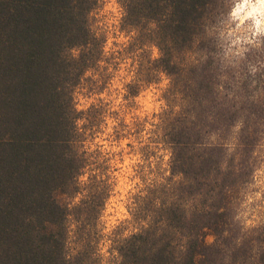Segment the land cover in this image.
I'll return each mask as SVG.
<instances>
[{
    "label": "trees",
    "instance_id": "trees-1",
    "mask_svg": "<svg viewBox=\"0 0 264 264\" xmlns=\"http://www.w3.org/2000/svg\"><path fill=\"white\" fill-rule=\"evenodd\" d=\"M101 2L0 0V264H244L230 193L264 151V47L225 49L234 0H119L129 40L108 51ZM124 62L126 106L165 77L163 109L127 121L102 97L80 108L86 83L100 95ZM108 117L143 161L110 233L115 153L94 142ZM162 150L168 168L149 177Z\"/></svg>",
    "mask_w": 264,
    "mask_h": 264
},
{
    "label": "rangeland",
    "instance_id": "rangeland-1",
    "mask_svg": "<svg viewBox=\"0 0 264 264\" xmlns=\"http://www.w3.org/2000/svg\"><path fill=\"white\" fill-rule=\"evenodd\" d=\"M260 0H234L228 25L223 31L224 47L227 52L242 55L251 48L264 47V12L260 10ZM123 8L119 0H102L99 9L93 15V26L99 32L107 36L106 50L116 48V44L129 40L126 32L121 30ZM154 56L158 50L152 47ZM264 54V53H263ZM130 59L127 60L129 64ZM127 63H122L121 70L115 73L112 83L100 95H90L88 90L91 81H88L85 89L79 93L80 108H86L98 97H102L110 103L111 110L125 112L127 121L132 116L151 117L160 112L165 101L162 98L163 89L168 83L164 77L159 84H153L143 90L133 101L132 107H127L125 99L124 82L130 78L127 75ZM115 121L108 117V126L99 133L95 143L103 144L104 148L112 153V164L115 168L116 187L114 194L108 201L101 218V227L104 232L110 233L130 217L129 202L132 193L136 192L141 184V178L136 176V168L142 159L139 154L131 152L127 146L129 139L121 142L112 141L108 134L113 131ZM95 147V146H93ZM160 158L154 153L146 162L149 177L164 172L168 168L169 154L160 151ZM158 154V155H159ZM255 178L237 185L230 193L232 219L230 234L243 242L240 252L245 256L244 264H255L260 258L261 250H264V151ZM130 229L124 230L127 234ZM209 241L214 240L213 235L208 236ZM101 252L107 254L108 243L101 244ZM105 264H110L106 262ZM243 264V262H242Z\"/></svg>",
    "mask_w": 264,
    "mask_h": 264
},
{
    "label": "clouds",
    "instance_id": "clouds-1",
    "mask_svg": "<svg viewBox=\"0 0 264 264\" xmlns=\"http://www.w3.org/2000/svg\"><path fill=\"white\" fill-rule=\"evenodd\" d=\"M259 5H260V10H261L262 12H264V0H260ZM260 22H261V23H264V21H261V20H260Z\"/></svg>",
    "mask_w": 264,
    "mask_h": 264
}]
</instances>
